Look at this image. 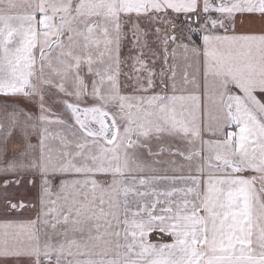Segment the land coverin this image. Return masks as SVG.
<instances>
[{
  "label": "snow or ice",
  "instance_id": "6c2138e0",
  "mask_svg": "<svg viewBox=\"0 0 264 264\" xmlns=\"http://www.w3.org/2000/svg\"><path fill=\"white\" fill-rule=\"evenodd\" d=\"M0 264H264V0H0Z\"/></svg>",
  "mask_w": 264,
  "mask_h": 264
}]
</instances>
